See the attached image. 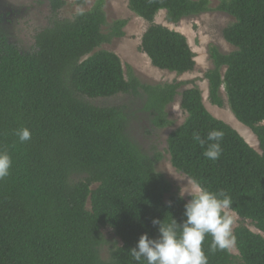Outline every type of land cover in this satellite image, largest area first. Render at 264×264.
Here are the masks:
<instances>
[{
	"label": "trees",
	"instance_id": "trees-1",
	"mask_svg": "<svg viewBox=\"0 0 264 264\" xmlns=\"http://www.w3.org/2000/svg\"><path fill=\"white\" fill-rule=\"evenodd\" d=\"M48 2L51 22L31 51L21 52L0 33V150L13 161L0 179V264H137L130 251L140 237L159 236L153 220L184 222L188 202L156 169L162 155L149 157L131 141L122 108L86 101L120 94L144 95L143 110L156 129L174 125L168 107L180 95L186 119L168 137L172 167L210 191L224 190L234 213L260 232L245 224L234 229L238 258L229 249L213 252L206 236L208 264H264V0L220 2L216 11L234 18L222 36L235 50L211 46L205 74L211 104L225 107L224 88L229 109L260 151L207 110L198 87L180 93L184 82L142 83L118 55L100 49L124 38L128 25L117 20L103 32L106 0L63 20L65 0ZM128 6L149 24L141 51L153 67L179 76L195 69L187 38L155 18L165 11L167 22L178 24L213 11L210 0H128ZM22 127L31 131L23 143L15 135ZM212 130L223 132L217 160L206 158L193 139L194 132L206 139ZM106 228L121 245L104 260Z\"/></svg>",
	"mask_w": 264,
	"mask_h": 264
},
{
	"label": "rangeland",
	"instance_id": "rangeland-1",
	"mask_svg": "<svg viewBox=\"0 0 264 264\" xmlns=\"http://www.w3.org/2000/svg\"><path fill=\"white\" fill-rule=\"evenodd\" d=\"M97 0H84L81 5L79 0H65L66 5L59 11V19H72L78 13L91 10ZM197 1V0H194ZM222 0H210V7L213 11L206 14L182 20L178 24H169L166 20L165 11H161L155 18V23L168 27L177 32L180 31L187 40L195 54L196 66L192 72L177 75L168 71H162L152 66L149 58L141 51V39L149 24L136 16L128 6V0H106L105 12L108 25L103 28L106 33L109 27L117 20H127L125 28L126 36L116 39L110 44H104L100 49L115 53L122 61L123 67L127 70L132 67L142 83L158 84L165 82L179 81L186 83L180 90L198 87L203 94L204 104L207 110L217 119L224 121L233 127L255 150L260 151L259 142L252 131L241 124L229 109L224 88L221 90L225 100V107L219 108L211 104L206 97L205 89H208V82L205 74L212 68L208 50L216 46L221 52L230 53L234 47L228 44L222 31L234 22V18L216 11ZM52 14L48 0H0V33L11 43L15 44L21 52H28L34 48L35 36L47 28L51 22ZM145 96L134 97L131 95H117L107 99H86L97 107H120L128 116L127 135L140 149L149 157L157 153L162 155V160L157 164L156 169L174 186V191L180 194L182 187L187 186L188 177L177 172L171 165L168 153V137L176 128L181 126L186 114L180 108V95L175 103L168 107L174 125L165 129H156L150 122L149 115L144 112L143 106ZM236 120L240 125H232L229 122ZM96 186L93 187V189ZM170 195L166 196L169 200ZM189 202L191 197L185 196ZM90 210V203L87 205ZM245 224L251 231L260 233L250 221H243L233 213L232 233L235 228ZM108 244L102 247L101 257L109 259L111 247L114 244L121 245V241L114 232L106 228L103 230ZM230 252L239 257V252L233 245Z\"/></svg>",
	"mask_w": 264,
	"mask_h": 264
},
{
	"label": "clouds",
	"instance_id": "clouds-1",
	"mask_svg": "<svg viewBox=\"0 0 264 264\" xmlns=\"http://www.w3.org/2000/svg\"><path fill=\"white\" fill-rule=\"evenodd\" d=\"M15 135L20 142L31 139L27 127L19 128ZM194 141L204 149L203 155L210 160L219 159L222 154L223 132L212 130L206 139L197 132ZM12 157L6 150H0V179L10 174ZM191 197L185 204L186 219L182 224L172 219L165 224L158 219L152 221L159 225L158 238L151 239L147 234L140 237L130 255L137 264L142 260L147 264H208L203 249L206 236L212 237L211 250L230 249L235 244L232 233L233 213L231 197L224 191H210L199 181L188 178V184L180 190V198Z\"/></svg>",
	"mask_w": 264,
	"mask_h": 264
},
{
	"label": "bare ground",
	"instance_id": "bare-ground-1",
	"mask_svg": "<svg viewBox=\"0 0 264 264\" xmlns=\"http://www.w3.org/2000/svg\"><path fill=\"white\" fill-rule=\"evenodd\" d=\"M180 32V31H179ZM205 92H206V97H207V94H208V89H205ZM230 124H232V125H240L241 126V124L240 123H238L236 120H234V121H230L229 122Z\"/></svg>",
	"mask_w": 264,
	"mask_h": 264
},
{
	"label": "crops",
	"instance_id": "crops-1",
	"mask_svg": "<svg viewBox=\"0 0 264 264\" xmlns=\"http://www.w3.org/2000/svg\"><path fill=\"white\" fill-rule=\"evenodd\" d=\"M258 151V150H257Z\"/></svg>",
	"mask_w": 264,
	"mask_h": 264
}]
</instances>
